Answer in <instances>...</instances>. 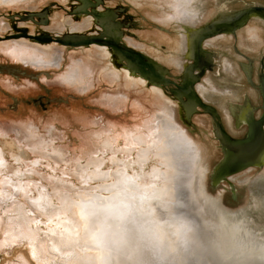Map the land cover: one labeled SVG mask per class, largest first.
<instances>
[{
	"label": "rangeland",
	"instance_id": "rangeland-1",
	"mask_svg": "<svg viewBox=\"0 0 264 264\" xmlns=\"http://www.w3.org/2000/svg\"><path fill=\"white\" fill-rule=\"evenodd\" d=\"M101 1L98 9L113 10L117 15L115 21L122 24L119 46L126 45L151 58L167 69L171 77H165L179 82L180 78L174 77H182L183 71L170 62L171 57L180 56V23L170 20L175 13V0ZM10 3L0 2V149L5 152L6 162L0 175V264H81L90 252L84 251L77 227H73L77 230L74 235L63 236L65 226L77 224L78 220L76 206L72 204L73 208L64 210L62 200L69 196L79 201L78 195L86 193L82 192L84 188L91 194L107 196L109 193L100 189L111 180L83 183L75 174L76 168H86L88 159L94 156L102 160V172H112L117 161L125 159L123 149L130 137L142 136L147 142L138 145L130 159H136L142 148L150 146L156 153L155 119L165 99L176 108L182 129L205 150L194 193L199 212L214 221L222 218L224 228L245 223V231L254 237L249 239L253 243L246 251L244 263L264 264V210L257 208L255 199L261 195L254 186L258 180H264V166L235 175L232 185L225 180L215 183V169L224 154L210 115L197 108L188 120L173 93L174 85L160 87L132 75L117 51L105 43H60L57 39L65 40L70 35L101 37L103 29L91 15L79 11V0ZM257 4L264 5V0H198L201 16L195 26L185 28L196 29L221 15ZM72 27L83 29L72 31ZM25 34L32 38L24 37ZM37 36L49 40H35L33 37ZM219 36L203 44L213 54L212 66L196 88L203 101L217 109L225 131L234 138H243L247 132L244 118L249 111L255 118L263 113L262 95L254 85H260L263 72L260 62L264 56V20L251 18L235 35ZM22 42L58 53L62 59L56 67L32 65L29 59L43 53L21 48ZM106 51L107 64L121 73V81L110 80L98 64ZM191 62L185 60V67ZM78 65L85 69L84 73L87 71L81 86L65 80ZM126 74L132 81L126 79ZM155 89L163 96L153 92ZM106 143L110 145L105 146ZM154 155L142 168L134 165L128 173L141 180L155 169L167 172V168L160 167L161 159ZM92 169L87 167L84 171L89 173ZM14 172L19 173L18 177ZM16 183L21 190H15ZM183 198L188 203V197ZM174 201L164 204L165 208L155 205L158 229L167 246L164 263L187 264V248L174 234ZM244 214L247 220L242 218ZM132 262L143 264L137 257Z\"/></svg>",
	"mask_w": 264,
	"mask_h": 264
},
{
	"label": "bare ground",
	"instance_id": "bare-ground-1",
	"mask_svg": "<svg viewBox=\"0 0 264 264\" xmlns=\"http://www.w3.org/2000/svg\"><path fill=\"white\" fill-rule=\"evenodd\" d=\"M6 1L15 3L19 0H0L2 3ZM197 2L198 0H175L172 9L175 13L170 20L180 23L179 52L182 55L188 52L190 46L189 29H186L185 26H195L201 16L200 8L196 5ZM82 29L72 27L71 30ZM19 46L27 49L32 48L40 54L43 53L41 56L32 54L35 57L28 58L32 65L56 67L62 59L60 54L48 53L39 46H32L24 42ZM25 53L28 54V52ZM108 54L107 51L104 52L99 58L98 64L103 67L106 77L110 80L121 81V73L107 64ZM184 61L182 56H179L178 59L170 58V62L177 66L180 71H183L185 67ZM84 70L82 66L78 65L67 75L65 80L67 79L70 84H80L81 86L83 84L82 79H84L83 75L87 72L84 73ZM128 77L126 74V79L130 80ZM153 92L158 93V96H163L159 90L155 89ZM230 110L233 111L232 108ZM155 120L158 129V141L153 144V147L158 145L156 153L152 151V146H150L142 148L136 159H130L138 145L143 146L147 143L142 136L130 137L128 145L123 149L125 159L117 161V167L112 172H102L100 170L102 160L94 156L88 159L86 166V168H93L91 172L86 173L84 171L86 168H76L75 174L83 183L93 180L103 182L111 180L110 184L102 185V189H100L102 192L109 193V196L91 194L86 188L82 191L86 192L85 195H83L84 193L78 195L79 201H74L69 196H65L62 200L63 209L73 208L72 204L76 206L78 222L77 224L66 225V232L63 236L69 237L70 233L74 235L79 229L84 251L90 252L86 253L81 264H131L134 263L132 261L136 257L143 264H166L164 258L166 259L167 246L165 247L162 233L158 229L159 219L155 214V205L164 207L167 202L173 204L175 200L174 206H177L171 209L174 211L171 219L175 223L174 234L176 239L185 249L187 248V264H245L243 258L253 243L249 242V239L253 240L254 237L253 234H248L245 231V223L224 228L223 222L225 221L222 218H217L214 221L209 216H205V213H200L199 205L194 201L197 170L202 168L200 162L205 154L204 148L192 140L189 134L182 129L177 121L176 108L170 101L162 100ZM107 145L110 143L105 144V146ZM4 153L0 149V175L6 168ZM151 155L161 159L160 167H165L169 171L155 169L152 173L144 174L141 180L137 178L138 175L128 173V170L134 165L142 168L149 161ZM14 175L18 177L19 173L16 172ZM231 179L235 180L234 177ZM254 186L257 188L255 190L257 194L260 192L259 195H261L260 198L259 196L256 197L255 203L257 208L263 211L264 180H258ZM14 188L17 191L21 190V185L16 183ZM185 196L188 197V203L183 198ZM37 205V209H43L41 205L39 207ZM242 216L244 220H247L245 214ZM73 227H77V230H73ZM185 249L183 250L185 251ZM134 254L138 255L135 257ZM153 260L156 263H152Z\"/></svg>",
	"mask_w": 264,
	"mask_h": 264
},
{
	"label": "water",
	"instance_id": "water-1",
	"mask_svg": "<svg viewBox=\"0 0 264 264\" xmlns=\"http://www.w3.org/2000/svg\"><path fill=\"white\" fill-rule=\"evenodd\" d=\"M79 1L82 3L79 11L91 15L103 29V32L100 31L101 37L90 38L87 36L70 35L65 40H57L60 43H68L67 40H70L73 44L87 43L89 41L105 43L117 51L119 59L127 63L125 67L132 75H139L156 86L163 87L172 84L181 89V92H175V96L186 111L188 120L192 114L197 112V108H200L205 114L210 115L216 123L217 136L221 141L224 154L223 159L215 169V183L225 180L232 185L231 178L235 175L253 167L264 166V118L251 122L249 124V131L245 137L234 138L221 125V117L217 109L206 101H203L197 92L198 88H196L205 71L211 69L212 66L213 54L204 48L203 44L205 41L209 44V39L220 37L219 35H222V33L235 35V30L244 27L251 18H261L264 20V5L257 4L236 12L221 15L201 27L189 29L190 46L188 52L183 55L180 54V56H182L183 60H190L194 63L184 67L182 77H174V79L180 78L182 85H179L176 81L165 77L166 75L171 77V75L161 64L141 54L134 48L126 45L119 46L122 35L120 27L122 24L115 21L117 15L113 10L108 8H104L103 10L98 9L99 5L103 4V1L98 0L97 3L92 4L94 8L92 11H87L86 9L87 4L89 2L91 4V0ZM43 23L47 24L48 21H44ZM24 37L32 38L31 35L26 34ZM33 38L38 41L49 40V38L39 36ZM86 38L90 39L85 40ZM145 59L146 61H144ZM261 65L264 70V56L262 57ZM195 70H199L200 73L195 74ZM184 97L188 101H184Z\"/></svg>",
	"mask_w": 264,
	"mask_h": 264
},
{
	"label": "flooded vegetation",
	"instance_id": "flooded-vegetation-1",
	"mask_svg": "<svg viewBox=\"0 0 264 264\" xmlns=\"http://www.w3.org/2000/svg\"><path fill=\"white\" fill-rule=\"evenodd\" d=\"M97 1L98 0H91V4H90V2L87 4V8H89V7H91V11L94 9L93 8V6H92V4H95V3H97ZM86 8V9H87ZM89 11V10H88ZM232 28V27H231ZM238 29H236L235 30V33H236V31H237ZM222 34H224V33H222ZM261 62H262V59H261ZM261 62H260V65H261ZM194 62H191V64H193ZM261 69H262V73H261V80H260V85H254V86H256V88L260 91V93H261V95H262V99H263V105H262V115L259 117V118H255L253 115H252V112L251 111H249V113H248V115L246 116V118H244V120H245V122H246V124H247V132H246V134L248 133V131H249V124H251V122H253V121H258V120H260V119H263L264 118V70H263V68H262V65H261ZM195 71H198V73H200V71L199 70H195ZM195 71H194V73H195ZM195 74H197V73H195ZM247 75H248V77L250 78V73H248L247 72ZM179 85H182V83H181V80L179 81V82H177ZM181 92V89H179V88H177V87H175L174 86V88H173V93L175 94V92ZM183 100L184 101H188L185 97L183 98ZM246 136V135H245ZM244 136V137H245Z\"/></svg>",
	"mask_w": 264,
	"mask_h": 264
}]
</instances>
